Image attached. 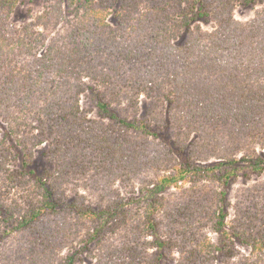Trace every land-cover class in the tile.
<instances>
[{"label": "trees", "instance_id": "16d2710c", "mask_svg": "<svg viewBox=\"0 0 264 264\" xmlns=\"http://www.w3.org/2000/svg\"><path fill=\"white\" fill-rule=\"evenodd\" d=\"M17 4L0 0V264H264V151H245L264 148V0H64L19 24ZM241 173L263 179L231 200Z\"/></svg>", "mask_w": 264, "mask_h": 264}, {"label": "rangeland", "instance_id": "374dc122", "mask_svg": "<svg viewBox=\"0 0 264 264\" xmlns=\"http://www.w3.org/2000/svg\"><path fill=\"white\" fill-rule=\"evenodd\" d=\"M60 3L61 7L64 9V0H18L17 7L15 8V11L12 14L11 21H13L16 24H19L20 22H23L25 20L26 22L33 20L35 16L40 14L42 11L49 9L52 5H56ZM262 6L261 3H256L255 5H248V6H242V5H235L233 8V16L240 21H246L253 17L254 11L257 8H260ZM202 28L204 29H210L211 25L209 23H200ZM141 98V97H140ZM139 98V100H140ZM143 97L141 98V100ZM81 105L83 109L88 111L89 115L95 116V108L93 107L92 103L85 97L81 100ZM252 149H255L256 151H264V148L262 150L260 144H254L253 146L250 145V147H247L245 150L247 153H251ZM43 150V147H38L35 149V163L34 167L35 169L40 168L41 166H49L47 160L45 157L42 156L41 151ZM242 153L238 154L240 156ZM153 174L151 172L147 173L148 178L153 177ZM258 179H263V176L258 178L256 176H252L250 178H246L242 173L237 178V181L231 185V188L229 190V196L230 199H234V195L237 192V190L244 188L245 186H249L253 184ZM138 184V183H136ZM116 187L121 188L122 186L117 184V182L114 184ZM68 194H73V192L77 191L79 194L84 195L88 200L95 201L98 199L97 194L94 190H91L87 186L83 184V182H76L75 184H70L67 188ZM175 191L174 188H170L168 192ZM7 201H16L21 200V193L19 191L11 189L7 193L4 194ZM211 234V233H210ZM67 250H63L61 252V255L66 254Z\"/></svg>", "mask_w": 264, "mask_h": 264}]
</instances>
